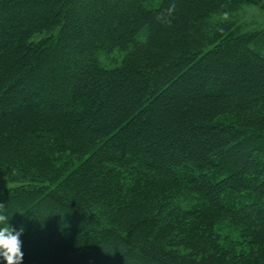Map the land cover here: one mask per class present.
<instances>
[{
	"label": "trees",
	"instance_id": "1",
	"mask_svg": "<svg viewBox=\"0 0 264 264\" xmlns=\"http://www.w3.org/2000/svg\"><path fill=\"white\" fill-rule=\"evenodd\" d=\"M250 6L0 0V216L22 264H264Z\"/></svg>",
	"mask_w": 264,
	"mask_h": 264
},
{
	"label": "clouds",
	"instance_id": "2",
	"mask_svg": "<svg viewBox=\"0 0 264 264\" xmlns=\"http://www.w3.org/2000/svg\"><path fill=\"white\" fill-rule=\"evenodd\" d=\"M8 221L0 216V264H22L24 253L20 237L23 229L12 228Z\"/></svg>",
	"mask_w": 264,
	"mask_h": 264
},
{
	"label": "rangeland",
	"instance_id": "3",
	"mask_svg": "<svg viewBox=\"0 0 264 264\" xmlns=\"http://www.w3.org/2000/svg\"><path fill=\"white\" fill-rule=\"evenodd\" d=\"M241 11L245 12L241 19L243 22H246L249 26L247 27L248 30H252L254 28L258 27H264V12L255 7V6H250V7H245ZM114 55V54H113ZM111 55V56H113ZM106 58V57H105ZM110 57H107V59ZM114 58H120L119 54H115ZM105 62V64L109 67H112L113 64L105 59L102 60ZM15 184L8 182L4 177L0 176V191H4L9 188H14Z\"/></svg>",
	"mask_w": 264,
	"mask_h": 264
}]
</instances>
